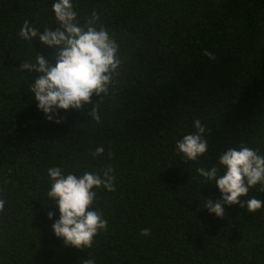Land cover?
Returning <instances> with one entry per match:
<instances>
[{
    "label": "trees",
    "instance_id": "obj_1",
    "mask_svg": "<svg viewBox=\"0 0 264 264\" xmlns=\"http://www.w3.org/2000/svg\"><path fill=\"white\" fill-rule=\"evenodd\" d=\"M56 2L0 0V264H264V207L224 204L218 218L205 204L221 193L197 172L241 145L264 155V0H72L79 26L95 11L97 30L119 45L120 74L107 95L49 121L31 91L39 73L20 65L39 54L54 66V50L19 33L25 21L40 32L59 27ZM196 119L208 151L186 161L176 143ZM54 167L101 178L113 170L114 191L93 189L92 210L108 226L91 248L53 231ZM259 189L241 203L264 200Z\"/></svg>",
    "mask_w": 264,
    "mask_h": 264
},
{
    "label": "clouds",
    "instance_id": "obj_2",
    "mask_svg": "<svg viewBox=\"0 0 264 264\" xmlns=\"http://www.w3.org/2000/svg\"><path fill=\"white\" fill-rule=\"evenodd\" d=\"M52 7L59 27L55 30L46 28L40 32L25 21L19 33L22 39L30 42L38 37L44 46L54 50V66L39 54L34 63L20 65L21 70L39 73L31 91L38 102V109L49 121L53 119V115H58V110H81L92 104L94 95H107L121 68L119 45L103 26L97 30L95 24L99 17L95 11L85 27H81L72 0H57ZM205 55L214 58L211 52L205 51ZM89 114L97 123L100 122L96 106ZM56 122L61 123V120ZM193 125L195 132L185 135L176 143L177 152L186 161H196L208 151V142L203 136L205 127L199 119L194 120ZM103 153V147H98L93 156ZM217 164L219 167L212 166L210 170L202 167L197 169L206 181H214L221 193V201H206L205 207L210 213L218 218L223 217L224 204L246 207L250 213L264 207V200L255 197L247 199L245 203H241L239 199L246 197L249 189L258 184L259 190L264 192V155H260L254 148L241 145L239 149L230 148L220 155ZM112 171L107 168L101 178L99 174L90 172H85L82 176H65L61 168L48 169L53 183L47 195L56 200L60 213L59 220L52 228L58 238L64 239L66 245L78 249L91 248L98 233L107 230V220L98 211L92 210L96 198L93 189L103 187L114 191L115 177ZM4 208L5 201L0 199V213ZM48 216L50 220L53 219V213ZM150 234L151 230L148 228L140 231V235L144 237ZM84 264L95 262L88 259Z\"/></svg>",
    "mask_w": 264,
    "mask_h": 264
}]
</instances>
